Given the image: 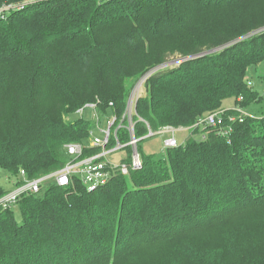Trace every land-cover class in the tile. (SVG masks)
<instances>
[{"label": "trees", "instance_id": "16d2710c", "mask_svg": "<svg viewBox=\"0 0 264 264\" xmlns=\"http://www.w3.org/2000/svg\"><path fill=\"white\" fill-rule=\"evenodd\" d=\"M26 2L0 18V170L13 187L21 170L57 171L66 144L89 143L96 122L72 121L79 109L121 118L136 81L171 56L193 59L147 81L138 116L158 130L224 111L232 132L198 141L196 130L93 192L76 180L24 196L20 221L0 213V264H264V109L233 123L223 109L260 98L248 72L264 64V0ZM200 233L210 240H189Z\"/></svg>", "mask_w": 264, "mask_h": 264}, {"label": "built area", "instance_id": "2783aa9c", "mask_svg": "<svg viewBox=\"0 0 264 264\" xmlns=\"http://www.w3.org/2000/svg\"><path fill=\"white\" fill-rule=\"evenodd\" d=\"M26 4H4L0 8V18L7 17L10 13L23 8ZM193 58H174L163 64L150 69L145 75L139 78L127 100L126 110L120 118L113 114L108 120V126H101V118L97 104H86L79 109L77 113L84 117L87 109L94 112V120L96 127L90 132L89 143H69L65 145V151L68 161L65 166L57 171L49 174L29 179L24 170L19 175L20 184L15 185L10 191L0 198V213L14 208L19 201L26 195L41 194L51 184L59 187H70L75 181H79L88 192H93L107 186L111 180L117 176H130L133 172L138 171L143 166V158L140 152V144L155 137L163 139V152L171 148H177L180 144L177 140V134L189 132V137L194 135L196 130L202 131V140H206L207 129H218L221 135L228 136L232 132V128L226 125L224 111L209 114L200 119L193 127L175 128L166 126L153 130L149 123L138 116L136 107L140 100L147 81L164 71L175 68L185 61ZM250 87L253 86L251 81L248 82ZM243 97L238 98V102L242 103ZM229 109L238 116L231 115L229 117L231 123L243 122V118L248 115L242 107ZM247 115V116H246ZM245 116V117H244ZM143 124L147 129V134L142 137L137 136V125ZM98 131L99 136H96ZM122 132L126 133V140L122 139ZM127 150V151H125ZM126 152L123 159L118 164H114L111 158L120 153Z\"/></svg>", "mask_w": 264, "mask_h": 264}, {"label": "rangeland", "instance_id": "374dc122", "mask_svg": "<svg viewBox=\"0 0 264 264\" xmlns=\"http://www.w3.org/2000/svg\"><path fill=\"white\" fill-rule=\"evenodd\" d=\"M26 1H29V0H25V1H23L24 3L21 2V3H17V4H27L28 2H26ZM6 5H8V4H6ZM3 6L4 5H0V8ZM215 52L216 51H210L209 53H206V54H214ZM174 58H181V56H171L169 58H166L165 62H167L171 59H174ZM164 72H166V71H164ZM248 80L253 83V87H251V88L253 91H256L259 93L260 98L257 101H255L253 104H251L250 107L243 108V110L245 111V113L248 116H252V115L259 116L260 111L264 109V64H262L258 67H251L249 69V72H248ZM235 106H238V105H235L234 100L228 99L224 102L223 109L229 110L232 108H236ZM110 117H112L111 113L108 115L102 116L101 126H103V128H106L108 126V120ZM79 119H82V117L78 113L73 114L71 116L72 121H76ZM84 120L90 122L91 124L92 123L94 124V112L92 109H87ZM96 136H99L98 131H96ZM201 136H202L201 134H195L193 136V138H195L196 140L199 141V140H202ZM187 137H189V132H187V131L184 133L177 134V140L180 144H183V142L186 140ZM162 142H163V139L159 136L143 141L140 144L141 155H144V156L156 155L157 157H160L161 155L164 154L163 149H162ZM185 143H186V141L184 142V144ZM125 151H127V150H125ZM125 153L126 152H120V153L114 155L111 158V160L113 161L114 164H118L121 161V159H123V157L125 156ZM0 182H1V185L7 190H11L13 188V185L11 184V182L9 180L8 173L5 171H2V170H0ZM12 210L14 212L16 219L18 221H20L21 215H20L19 207L16 206ZM200 234H194V235L190 236L189 240L194 241V242H198L199 240H201V242H205L206 240H210V235L205 234V233H200ZM170 244H171L170 242H162L158 246H156L155 250L150 253V255H149L148 259L145 261V263L155 262L162 254H164V252L167 250V248L169 247Z\"/></svg>", "mask_w": 264, "mask_h": 264}, {"label": "crops", "instance_id": "0c3cea01", "mask_svg": "<svg viewBox=\"0 0 264 264\" xmlns=\"http://www.w3.org/2000/svg\"><path fill=\"white\" fill-rule=\"evenodd\" d=\"M224 110H225V109H224ZM188 139H189V137H187L185 141H187ZM185 141H184V142H185ZM184 142H183V144H184Z\"/></svg>", "mask_w": 264, "mask_h": 264}]
</instances>
